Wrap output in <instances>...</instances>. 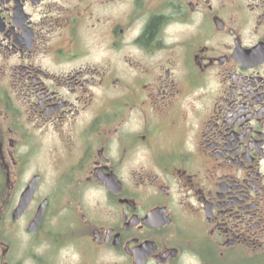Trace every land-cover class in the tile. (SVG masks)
Listing matches in <instances>:
<instances>
[{
	"label": "flooded vegetation",
	"instance_id": "obj_1",
	"mask_svg": "<svg viewBox=\"0 0 264 264\" xmlns=\"http://www.w3.org/2000/svg\"><path fill=\"white\" fill-rule=\"evenodd\" d=\"M70 231L113 264H264V0H0V264Z\"/></svg>",
	"mask_w": 264,
	"mask_h": 264
},
{
	"label": "rangeland",
	"instance_id": "obj_2",
	"mask_svg": "<svg viewBox=\"0 0 264 264\" xmlns=\"http://www.w3.org/2000/svg\"><path fill=\"white\" fill-rule=\"evenodd\" d=\"M70 236L71 231L67 235H65V232H63L62 236L61 233L58 235L60 246L56 248V256L53 254L47 255L52 264L54 260L58 264H103V262H106V264H113V258L105 254H100V256L96 258H87L86 251L80 244L75 245L72 242L73 240H70ZM45 243L46 241H44V243H38L32 249L43 252L46 248Z\"/></svg>",
	"mask_w": 264,
	"mask_h": 264
},
{
	"label": "water",
	"instance_id": "obj_3",
	"mask_svg": "<svg viewBox=\"0 0 264 264\" xmlns=\"http://www.w3.org/2000/svg\"><path fill=\"white\" fill-rule=\"evenodd\" d=\"M30 187V186H28ZM33 185L30 187V188H26L22 194H21V197H20V201H19V204L18 206L16 207L15 209V212H14V217H17V216H20L23 212V210L27 207V205L29 204L30 202V199L32 197V193H33ZM44 211V206H39L38 207V210H37V213L35 215V218L33 219L32 223H31V229L33 230L37 224L40 222V219L42 217V213Z\"/></svg>",
	"mask_w": 264,
	"mask_h": 264
}]
</instances>
